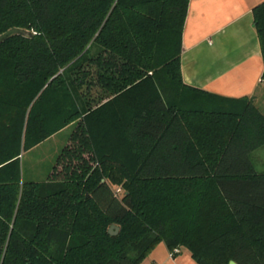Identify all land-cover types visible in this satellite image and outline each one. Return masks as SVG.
<instances>
[{
  "label": "trees",
  "instance_id": "obj_1",
  "mask_svg": "<svg viewBox=\"0 0 264 264\" xmlns=\"http://www.w3.org/2000/svg\"><path fill=\"white\" fill-rule=\"evenodd\" d=\"M188 7L0 0V35L28 33L0 42V264H142L160 243L264 264V112L185 83ZM252 14L264 59V2ZM70 125L48 178L25 181L24 152Z\"/></svg>",
  "mask_w": 264,
  "mask_h": 264
},
{
  "label": "crops",
  "instance_id": "obj_2",
  "mask_svg": "<svg viewBox=\"0 0 264 264\" xmlns=\"http://www.w3.org/2000/svg\"><path fill=\"white\" fill-rule=\"evenodd\" d=\"M262 2L189 0L181 54L186 84L227 97L253 98L264 112V59L252 14ZM155 263L196 264L185 248L170 258L163 243L142 264Z\"/></svg>",
  "mask_w": 264,
  "mask_h": 264
},
{
  "label": "rangeland",
  "instance_id": "obj_3",
  "mask_svg": "<svg viewBox=\"0 0 264 264\" xmlns=\"http://www.w3.org/2000/svg\"><path fill=\"white\" fill-rule=\"evenodd\" d=\"M72 130V125L67 126L39 145L24 152L21 159V174L25 181H44L48 178L56 158L62 148L68 144ZM251 160L257 172H264V147L253 151Z\"/></svg>",
  "mask_w": 264,
  "mask_h": 264
},
{
  "label": "water",
  "instance_id": "obj_4",
  "mask_svg": "<svg viewBox=\"0 0 264 264\" xmlns=\"http://www.w3.org/2000/svg\"><path fill=\"white\" fill-rule=\"evenodd\" d=\"M13 34H23V35H28V33L26 31H23L21 29H11L7 32H5L4 34L0 35V42L5 40L6 38L10 37L11 35ZM119 231V228L116 227V226H111L110 229H109V233L111 235H116ZM229 264H237L236 262L234 261H230Z\"/></svg>",
  "mask_w": 264,
  "mask_h": 264
},
{
  "label": "built area",
  "instance_id": "obj_5",
  "mask_svg": "<svg viewBox=\"0 0 264 264\" xmlns=\"http://www.w3.org/2000/svg\"><path fill=\"white\" fill-rule=\"evenodd\" d=\"M176 253H179V249H175V250H173V251H170V252H169V257H170V258H174V255H175ZM155 264H161V263H155Z\"/></svg>",
  "mask_w": 264,
  "mask_h": 264
}]
</instances>
